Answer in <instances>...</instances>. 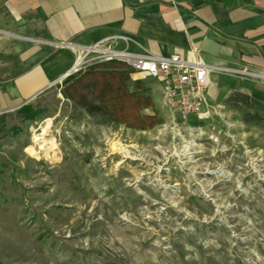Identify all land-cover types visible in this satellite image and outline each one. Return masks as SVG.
<instances>
[{
  "label": "rangeland",
  "instance_id": "374dc122",
  "mask_svg": "<svg viewBox=\"0 0 264 264\" xmlns=\"http://www.w3.org/2000/svg\"><path fill=\"white\" fill-rule=\"evenodd\" d=\"M125 65L109 117L62 85L0 117V264H264V106L189 123Z\"/></svg>",
  "mask_w": 264,
  "mask_h": 264
},
{
  "label": "crops",
  "instance_id": "0c3cea01",
  "mask_svg": "<svg viewBox=\"0 0 264 264\" xmlns=\"http://www.w3.org/2000/svg\"><path fill=\"white\" fill-rule=\"evenodd\" d=\"M114 36L135 54L264 72V0H0V117L61 86ZM137 75L163 112L158 85ZM207 92L211 107L234 92L264 105V84L231 73L211 74Z\"/></svg>",
  "mask_w": 264,
  "mask_h": 264
},
{
  "label": "built area",
  "instance_id": "2783aa9c",
  "mask_svg": "<svg viewBox=\"0 0 264 264\" xmlns=\"http://www.w3.org/2000/svg\"><path fill=\"white\" fill-rule=\"evenodd\" d=\"M120 43L124 44L122 49L118 47ZM105 45L107 47L95 45L87 50V54L96 52L107 61L123 62L136 74L158 85L165 106L185 115L206 116L210 113L212 107L207 90L211 74L231 73L241 80L264 84V72L249 68L230 70L199 60L186 61L177 55L162 57L132 53L124 36H114Z\"/></svg>",
  "mask_w": 264,
  "mask_h": 264
},
{
  "label": "trees",
  "instance_id": "16d2710c",
  "mask_svg": "<svg viewBox=\"0 0 264 264\" xmlns=\"http://www.w3.org/2000/svg\"><path fill=\"white\" fill-rule=\"evenodd\" d=\"M125 65L124 63H119L116 61H109L106 65L100 66H91L86 71L79 72V78L74 75H69L62 83V94L69 100L74 101V98L68 94L66 91L71 89V91L75 94L77 93V89L79 86V108L85 111V113L90 117L102 116L109 117L111 113H113L114 108H108L106 105V95L114 94V96H118V94L122 91V87L113 85L114 79H116V74L114 71H117L118 67H111L110 65ZM128 67L127 65H125ZM100 68V70H98ZM129 68V67H128ZM130 69V68H129ZM131 70V69H130ZM108 77L111 79V82H108L104 85H100L96 76ZM65 88V89H64ZM226 105L232 107L235 110H252L255 107L264 106L246 95L234 92L232 93L225 102ZM151 104L146 106V108H151ZM24 109V108H23ZM110 109H113L110 111ZM250 117L246 121L254 120L256 121L258 118L256 116Z\"/></svg>",
  "mask_w": 264,
  "mask_h": 264
},
{
  "label": "bare ground",
  "instance_id": "6f19581e",
  "mask_svg": "<svg viewBox=\"0 0 264 264\" xmlns=\"http://www.w3.org/2000/svg\"><path fill=\"white\" fill-rule=\"evenodd\" d=\"M89 54H95L96 55V52H90L88 54L85 55V57H83V60L89 55ZM81 60L78 61L77 64H80ZM84 62V61H83ZM36 141V140H35Z\"/></svg>",
  "mask_w": 264,
  "mask_h": 264
}]
</instances>
